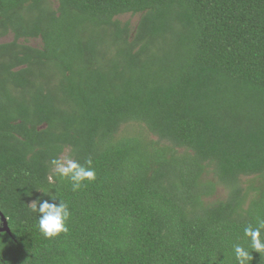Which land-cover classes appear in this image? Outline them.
I'll return each instance as SVG.
<instances>
[{"label": "trees", "instance_id": "1", "mask_svg": "<svg viewBox=\"0 0 264 264\" xmlns=\"http://www.w3.org/2000/svg\"><path fill=\"white\" fill-rule=\"evenodd\" d=\"M126 15L140 16L135 27ZM11 34L0 43V211L12 232L0 233V264H236L234 245L252 251L264 0H0V40ZM131 123L157 139L120 135ZM65 152L91 159L96 179L73 191L50 165ZM50 197L70 217L48 239L30 204Z\"/></svg>", "mask_w": 264, "mask_h": 264}, {"label": "clouds", "instance_id": "2", "mask_svg": "<svg viewBox=\"0 0 264 264\" xmlns=\"http://www.w3.org/2000/svg\"><path fill=\"white\" fill-rule=\"evenodd\" d=\"M50 165L54 173L62 179L72 183V190H79L85 182H93L96 172L93 161L88 159L84 164L79 163L70 156H59L51 159ZM51 180V178H50ZM37 199L30 204L31 211L39 214L38 230L48 239L58 237L67 232V221L70 217L68 205L57 199ZM244 237L249 240L251 252L240 244L233 247L236 264H249L253 260V253L264 254V219H257L255 224H249L243 229Z\"/></svg>", "mask_w": 264, "mask_h": 264}, {"label": "rangeland", "instance_id": "3", "mask_svg": "<svg viewBox=\"0 0 264 264\" xmlns=\"http://www.w3.org/2000/svg\"><path fill=\"white\" fill-rule=\"evenodd\" d=\"M56 7H57V4H56ZM140 19V16L137 15V16H131V15H126V16H123L120 18V20L122 22H128L130 21L131 24H132V27H135L138 23ZM14 40V36L11 34V35H8L7 37L5 38H2L0 40V43H6V42H11ZM27 44L29 45H32V46H37V47H40L42 42L40 39H31V40H28L26 42ZM146 135V136H150L151 138L153 139H157L153 134H151L147 128L144 126V125H141V124H138V123H131V124H128L126 126H123L121 128V131H120V135L122 136H128V135ZM65 155H69V152H65ZM213 178V177H212ZM223 194V189L220 188V195ZM211 200H215L214 198H212Z\"/></svg>", "mask_w": 264, "mask_h": 264}, {"label": "water", "instance_id": "4", "mask_svg": "<svg viewBox=\"0 0 264 264\" xmlns=\"http://www.w3.org/2000/svg\"><path fill=\"white\" fill-rule=\"evenodd\" d=\"M0 217L2 224L0 225V233H8L12 234L11 229L9 227L8 219L5 217V215L0 211Z\"/></svg>", "mask_w": 264, "mask_h": 264}]
</instances>
